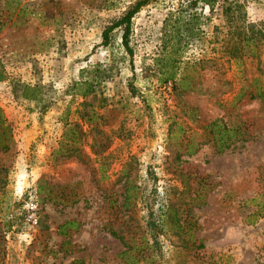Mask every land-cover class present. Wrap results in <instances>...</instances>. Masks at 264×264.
Wrapping results in <instances>:
<instances>
[{
    "label": "rangeland",
    "instance_id": "374dc122",
    "mask_svg": "<svg viewBox=\"0 0 264 264\" xmlns=\"http://www.w3.org/2000/svg\"><path fill=\"white\" fill-rule=\"evenodd\" d=\"M135 1L0 0V112L13 140L0 155V264H264V106L233 101L264 74V46L237 67L211 44H189L179 74H198L201 92L170 90L158 85L152 60L163 20L185 0H155L131 18L130 56L120 28L101 45V31ZM237 1L246 21L264 29V0ZM196 13L207 18L198 25L209 38L221 23L217 4ZM80 79L98 80L94 106L107 149L93 160L87 136L83 161L52 159L64 123L86 129L75 113ZM214 119L239 126L242 139L217 152L203 131ZM121 186L130 204L116 213L110 202H120ZM61 195L77 201L61 205ZM189 197L194 243L165 222L145 227L149 212ZM30 205L35 225L26 222ZM71 221L67 237L57 236V225Z\"/></svg>",
    "mask_w": 264,
    "mask_h": 264
},
{
    "label": "trees",
    "instance_id": "16d2710c",
    "mask_svg": "<svg viewBox=\"0 0 264 264\" xmlns=\"http://www.w3.org/2000/svg\"><path fill=\"white\" fill-rule=\"evenodd\" d=\"M152 1L155 0H136L129 6L118 19L101 31V45L106 46L109 34L114 29L120 28V44L130 56L131 50L128 46V37L130 35L131 18L142 7ZM215 4H217L219 9L221 23L212 26L211 31H209V38H206L208 33L199 29V19L202 15L196 13V8L206 7L208 12H212ZM202 18L203 20L207 19L205 17ZM199 42L211 44V50L216 49L221 51V57L232 60L238 67L242 59L258 56L259 50L264 46V29L260 28L259 25L246 21L237 0H185L184 4H180L176 9L174 17L169 13L168 17L162 22L160 51L158 56L152 60L155 72L154 76L158 85L169 84L170 90L173 91L179 88L182 92H201L198 74L192 77L179 74L181 54L189 44L192 45ZM214 60V58H209L205 60V63H211ZM202 62L203 60L197 63L190 62V66L194 68ZM194 71L196 73L195 69ZM219 80L218 85L220 87L227 84L225 80ZM97 84L98 80L93 79H80L74 83L75 89H78L77 94L82 99L75 113L78 120L86 126V129H83L82 124L79 123H64L57 147L50 153L52 159L56 157L62 159L78 157L79 160L83 161L84 157H80L79 154L87 136L90 138L87 145L94 157L93 160L103 157L102 155H104V151L107 149L108 139L99 126L103 119L102 115L98 114L97 108L94 106V101L96 100L94 91ZM243 97L248 100H258L264 106V74L251 78L246 86L240 87L234 94L233 101L240 100ZM23 98L26 97L24 96ZM101 100L104 101L103 98ZM203 131L210 137L212 145L217 152L225 150L230 144L243 137L239 126L226 127L219 119L206 123ZM98 135L102 138L99 141L96 138ZM12 145L13 140L10 126L0 112V155L7 154L11 150ZM193 152H188V154ZM120 174H124V170H121ZM4 185L5 182L3 180L0 183V189ZM41 189L42 186L38 185L37 192H40ZM127 193V188L121 186L120 196L122 198L120 202L117 203L116 200L110 202L112 206L117 208L116 213L129 209L130 199ZM60 197L61 205L74 204L77 201L73 195H61ZM188 199V205L180 203L177 207L168 206L165 209L164 207H159L153 213L149 212L144 224L145 227L149 230L159 231L158 228L161 227V223L165 222V224L171 225L177 237L185 235L187 237L186 240L190 239L194 243L193 233L195 231V223L188 215V207L189 205H195L193 204L195 198L189 197ZM181 206L183 207L181 208ZM74 227L75 223L73 221L63 222L57 225L56 235L65 238L68 235L69 229H74ZM109 235L122 242V238L115 230H110ZM152 238H154L153 235ZM201 247V244H197L192 246V249L198 250ZM129 250L130 248H127L123 252H120L119 256L124 255ZM77 262L79 261H73V264ZM131 263L137 264V260L132 258Z\"/></svg>",
    "mask_w": 264,
    "mask_h": 264
},
{
    "label": "built area",
    "instance_id": "2783aa9c",
    "mask_svg": "<svg viewBox=\"0 0 264 264\" xmlns=\"http://www.w3.org/2000/svg\"><path fill=\"white\" fill-rule=\"evenodd\" d=\"M34 209H35V206L30 205L29 212H27V215H26V222L29 223L30 225H35L36 223V218L34 216Z\"/></svg>",
    "mask_w": 264,
    "mask_h": 264
}]
</instances>
